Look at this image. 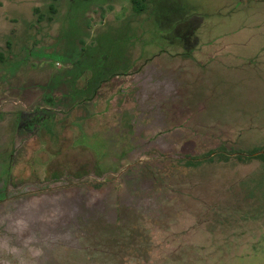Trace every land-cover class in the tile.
<instances>
[{"label": "rangeland", "instance_id": "1", "mask_svg": "<svg viewBox=\"0 0 264 264\" xmlns=\"http://www.w3.org/2000/svg\"><path fill=\"white\" fill-rule=\"evenodd\" d=\"M0 53V264H264V0H0Z\"/></svg>", "mask_w": 264, "mask_h": 264}, {"label": "trees", "instance_id": "2", "mask_svg": "<svg viewBox=\"0 0 264 264\" xmlns=\"http://www.w3.org/2000/svg\"><path fill=\"white\" fill-rule=\"evenodd\" d=\"M130 1H131V7H132V10L134 13L141 14L144 11H146L147 0H130ZM52 9H54V8H52ZM0 60H3V55L1 53H0ZM37 119H39V121L37 120V122L31 123V128H33L34 126H38L39 123L42 124V122H41L42 118H37ZM190 160L192 161L193 159L191 158ZM2 193L3 192L0 191L1 195H3Z\"/></svg>", "mask_w": 264, "mask_h": 264}]
</instances>
